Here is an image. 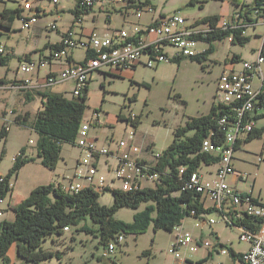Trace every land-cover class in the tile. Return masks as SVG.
Returning <instances> with one entry per match:
<instances>
[{
	"label": "built area",
	"instance_id": "built-area-1",
	"mask_svg": "<svg viewBox=\"0 0 264 264\" xmlns=\"http://www.w3.org/2000/svg\"><path fill=\"white\" fill-rule=\"evenodd\" d=\"M62 0H51L54 6H58ZM113 7L120 6L127 9L137 8L135 16L137 21L131 26H121L105 33L93 30L88 36H80L73 28L68 29L56 47H51L49 52L41 54L37 58H23L16 70V80L8 88L27 91L33 87H45L61 82H71L70 93L72 97L83 96L89 85L92 74L98 70L109 68L110 70H131L143 64L148 67H157L163 61H169L176 57H188L198 55L209 47V42L204 39L216 29L240 30L242 36L249 35L250 29L262 22L264 24V0L256 5L248 16L242 12L236 16L224 18L216 27L208 23V27L200 29L197 25L189 24L185 16L180 12L156 13L153 5L145 0H78L76 23L82 22L85 13L99 11L105 13L106 20H111L112 13L108 3ZM31 0H25L18 17L22 22V28L30 30L40 19V12ZM153 13L148 24L140 23L145 13ZM56 28V23L50 24ZM232 40V36L229 37ZM207 43L208 47L199 49L200 43ZM174 46L177 50L168 51L165 46ZM82 48L86 51L84 60L73 59V51ZM14 51L0 39V63L13 55ZM64 62L60 69H52V63ZM264 54L259 53L252 61L241 60L240 68L224 69L217 79L216 99L214 103L219 117L217 124L220 131L224 132V142L218 144L212 138V134L203 142L202 150L215 153L220 157L216 164L217 169L212 177H206L201 170L191 172L185 176L184 166L179 167V176L182 181V190L199 192L204 203L211 201V207H215L221 220L229 227L236 228L241 233V240L250 244L249 249L241 255L244 264H264V203L253 194L245 193L233 187L229 182V175H237L243 179L245 173L237 172L233 166L235 149L238 139L243 138L244 131L251 132L256 124L258 110L262 108L260 93L255 79L259 78L264 85ZM37 81L36 85H32ZM0 83V87H1ZM9 110L6 114H13ZM99 111L92 115L90 120H85L79 130L76 145L81 155L76 160L75 170L72 175H63V181L56 184L64 189L65 193L77 194L82 190L91 188L97 193L107 190H122L125 193H134L146 188L156 187L160 178L171 172L169 167L159 169L161 153H155L152 161L142 156L141 145L135 141L137 127L133 121L138 117L132 113L128 116L131 130L127 137H123L115 146L109 142H101L97 136H90L93 122H99ZM113 141V139L111 138ZM151 152L152 146L148 147ZM21 155L20 152L17 154ZM26 154H24L25 156ZM4 174L0 173V185L4 182ZM10 191L13 189L12 180L9 182ZM8 193V194H9ZM5 201L1 198L0 202ZM1 214V212H0ZM195 226L211 227L218 221L208 214H196ZM254 219V226H250L246 219ZM183 222L177 226L176 237L170 247L172 254H177L182 247L188 252H195L201 246L210 249L211 253L232 255L229 247L221 242L213 231L211 239H202L185 231ZM251 223V222H250ZM70 227H65L68 232ZM124 234L107 245L105 255L115 252L117 243L124 241ZM187 261V259H182Z\"/></svg>",
	"mask_w": 264,
	"mask_h": 264
},
{
	"label": "rangeland",
	"instance_id": "rangeland-1",
	"mask_svg": "<svg viewBox=\"0 0 264 264\" xmlns=\"http://www.w3.org/2000/svg\"><path fill=\"white\" fill-rule=\"evenodd\" d=\"M25 0H0V10L6 5L12 11L18 8ZM36 4V0H31ZM42 9L51 8V0H37ZM62 3L71 8L76 0H64ZM153 5L158 9L157 13L165 11L180 12L185 15L188 20L193 23L195 19L210 13H214L221 9L220 1L213 0H151ZM191 2H194L192 4ZM207 3L205 8H202L201 3ZM37 5V4H36ZM53 7V6H52ZM135 9V8H134ZM133 9V10H134ZM50 16V14H48ZM47 16V17H49ZM69 12L63 14L62 23L70 18ZM53 17H49L51 21ZM114 24H121V17H113ZM121 20V21H120ZM20 21L15 25H20ZM91 25L90 23L87 26ZM262 26L259 27V30ZM24 35L27 31H23ZM250 32V30H249ZM46 38L44 37L43 41ZM58 36L52 33V39L55 41ZM12 42H14L12 40ZM260 41L252 36L250 42L245 44H234L231 39L227 38L223 41L214 43L215 52L206 60L200 62L191 61L188 57H182L180 62L176 60L163 61L157 67H148L139 65L136 69L123 70H96L89 83L88 100H86L85 120H90L96 111H99V122H93L90 130V136H99L101 142H110L115 146V142L123 137H127L128 131L131 130V125L126 119H119L122 114L128 118L132 113L139 116L140 122L135 132V141L143 148V153L150 158H154L155 153H161L168 148L174 141V133L179 126L186 125L188 118L198 115H204L210 112L216 99L217 79L225 61L233 54H242L241 60L252 61L259 54ZM208 47L207 43H200L199 49ZM19 46V49H23ZM168 51L177 50L174 46H165ZM86 51L82 48H77L73 51V59L76 61L84 60ZM241 63L237 61L236 64ZM18 60L14 59L10 68V76H14L17 68ZM228 64H231L228 63ZM230 69V67H227ZM264 69V63H263ZM72 83L65 84L67 97H72L70 91ZM17 89L3 88L0 90V129L3 128L6 121L9 124L7 137L0 138V171L8 173L14 163L15 155L25 147V152L28 157H37V144L40 139L39 133L31 126V120L41 108V100L28 101L24 110L23 103ZM14 110L13 114H6L8 110ZM5 112L3 113V111ZM7 111V112H8ZM26 112V113H25ZM30 113V122L27 125H21L16 121V116L21 114L24 116ZM258 123L259 127H264V111H261ZM4 117V118H3ZM194 130L188 135H192ZM248 135V133H247ZM113 139V141L111 140ZM152 146L153 152L148 147ZM264 134L253 138L249 142H242L240 147L235 150L234 162L237 170L245 173V184L243 188L251 191L254 190L253 197L258 198L264 203ZM81 155L77 145L72 143H64L62 145V159L59 161L56 171L50 170L39 162L29 163L24 170L12 177L13 190L16 197L25 199L29 196L32 188L37 185L51 184L54 181L62 182L64 175L72 174L75 170V162ZM216 164L204 165L202 172L214 170ZM63 174V175H62ZM60 175V176H59ZM211 176V175H210ZM18 178L17 186L15 185ZM56 182L55 184H57ZM39 184V185H38ZM16 186V187H15ZM35 189V188H33ZM250 193V192H248ZM115 196L112 191L107 190L99 193V202L109 207L115 203ZM3 203L11 202V198L2 201ZM0 202V204H2ZM147 203H142L138 208L121 207L115 214L118 219H123L126 222H132L137 211H141ZM3 209L6 210L3 205ZM6 214V212L4 213ZM209 217H214L218 222L211 227L206 226L204 229L208 231L214 230L219 237L228 244H232V249L236 252L245 250L247 242L241 240V233L238 229L229 227L226 222L221 220L218 213L212 212ZM8 217V214L0 216V218ZM183 223L184 229L194 235L198 233L199 227L195 226L196 219L194 216H189ZM87 224L93 231H79L78 229ZM210 229V230H209ZM74 236V247L70 251H75L80 258L91 257L92 253H103L107 246L100 242V231L98 224L94 223L91 217H87L78 225H73L70 230L64 235L65 241H70V237ZM124 241L117 243V259H113V255L108 257L105 255L104 260H117L119 264H175V257L170 252V247L176 237V229L169 231L166 229L155 230L154 224L151 222L148 229L139 233L124 234ZM57 235L46 236L43 240L44 248L53 250L57 247L62 249V255L65 259V250L63 244H58L53 240ZM63 241V239H62ZM63 241V242H65ZM114 241V240H113ZM222 241V242H223ZM224 243V242H223ZM225 244V243H224ZM230 246V245H229ZM72 245L69 246L71 248ZM205 247V246H203ZM12 248V249H11ZM10 249H18L15 242ZM68 248V249H69ZM9 249V251H10ZM16 249V252H17ZM67 250V249H66ZM183 252L186 248L182 247ZM8 251V255H9ZM12 252V251H11ZM81 253L82 255L78 254ZM204 253V248H198L197 251L191 252L188 255H201ZM76 255V256H77ZM82 257H80V256ZM123 256L122 262L120 257ZM67 259V257H66ZM225 264H230L231 255H220L210 258L208 264H219L220 261ZM68 261V259L66 260ZM191 264H198L194 261ZM236 264H242L237 261Z\"/></svg>",
	"mask_w": 264,
	"mask_h": 264
},
{
	"label": "trees",
	"instance_id": "trees-1",
	"mask_svg": "<svg viewBox=\"0 0 264 264\" xmlns=\"http://www.w3.org/2000/svg\"><path fill=\"white\" fill-rule=\"evenodd\" d=\"M238 3L237 0H232ZM262 0H254L253 8L243 7L246 16L251 14L256 5H260ZM194 4V2H191ZM251 8V9H250ZM19 9H5L1 16L6 14H15ZM77 14V10L74 9ZM12 23L13 18H9ZM220 16L212 15L203 18L200 22L209 23L216 27ZM232 36L234 44H245L250 42V36H242L240 30H213L204 39L209 42V47L193 56L191 61L202 62L215 52V41H223ZM53 47H56L53 46ZM261 54H264V43L262 44ZM182 57H176L173 60L180 62ZM2 81H0L1 83ZM89 88L86 87L84 95L78 98H69L63 93H52L45 91L38 93L42 98V109L30 119L28 112L24 116L18 114L16 121L21 125H27L31 120V126L36 129L40 135L37 144V157L24 156L25 147L21 149L20 154L14 159L10 171L4 174V182L0 185V199L6 198L10 191L9 182L14 175H17L21 168L28 162L39 159L41 164L49 167L50 170H56L59 161L62 159V145L72 143L76 145L79 130L84 121L86 111V100H88ZM35 97L28 96V101ZM260 100L264 110V87L260 93ZM217 106L213 104L210 112L204 115H198L188 118L186 125L179 126L174 133L173 143L162 151L160 162L157 166L164 170L169 167L171 172L163 175L156 187L146 188L134 193H125L122 190L112 191L115 196V203L112 206L103 205L99 202V193L91 188L82 190L77 194L65 193L64 189L57 187L55 183L39 185L32 189L29 196L15 205L16 218L13 220H2L0 223V259L5 264L11 263L8 255L9 249L16 242L17 254L22 259L21 264H44L54 258H62V250H48L44 248L43 240L46 236L57 235V240L64 241L66 235L65 227L78 225L88 216L98 224L100 231V242L108 245L111 241L121 234L143 233L151 222L155 230L166 229L173 231L175 226L181 224L183 219L192 216V210L196 214H209L217 212L215 207L206 206L202 201L199 192L191 190H182V181L179 176V167L186 169L185 176L191 172L201 169L204 165L218 164L220 157L215 153L202 150L204 140L212 134L214 141L218 144L224 142V132L220 131L217 119ZM119 119L129 118L120 115ZM139 116L133 121L138 127ZM9 124L6 121L3 128L0 129V138L7 137ZM194 130L192 135H188ZM264 134V127H255L246 137L238 139L236 149L242 142H249L253 138ZM235 149V150H236ZM2 157L0 158V160ZM142 203H147L143 210L137 211L132 222H126L123 219L115 217L116 212L121 207L138 208ZM254 219H246L250 226L255 225ZM251 222V223H250ZM79 231H93L87 224L81 226ZM74 240V236H71ZM69 248V247H68ZM231 256L241 259V253L235 252L230 248ZM113 264H119L113 260Z\"/></svg>",
	"mask_w": 264,
	"mask_h": 264
},
{
	"label": "crops",
	"instance_id": "crops-1",
	"mask_svg": "<svg viewBox=\"0 0 264 264\" xmlns=\"http://www.w3.org/2000/svg\"><path fill=\"white\" fill-rule=\"evenodd\" d=\"M213 1H217V2L220 1L221 9L217 10L214 13L203 15V16L195 19L194 21H192L200 29H205L208 27V23L200 22L204 17L207 18L209 16L218 14L220 16V20H219V22H220L224 18H228L231 16L238 15L239 13L242 12L243 7H245L246 9H247V7L253 8L252 5L254 4V0H237L238 3H235L232 0H213ZM63 2L66 3L64 0H62L58 6H54V4L51 2L52 4H51L50 9H42L43 8L42 5L41 4L39 5L40 2L36 0V4L39 7L38 9L40 12V19H39L38 23H36L30 30H25L22 28V24H21L22 22L20 21V19L18 17V14L20 13L21 8H22V3L18 8H15V9H19L20 11H18L15 14L7 13L6 17L1 16V13L5 9H9V6L6 5L2 8V10H0V39H2L8 45V47L14 51L13 55L5 58L2 61V63H0V81H2L1 82L2 85L0 87V90H2L3 88L11 89L10 87L8 88L7 86H9L11 83H14L16 80V77H18V75L16 74V71H15V74H13L14 76L9 75L10 68L12 65V61L14 59L18 60V64H17V68H18L20 60L22 59V57L23 58H26V57L37 58L41 54L48 53L49 49L52 46H55V45L60 43L61 39L63 38L64 33L68 29L73 28L74 30L77 31V33L80 36L86 37L93 30H97L100 33H105V32H108L112 29L121 27V26H127V25L131 26V24H133L137 21V18L135 16V11L137 10L136 7H134L135 9L134 8H132V9L128 8L127 9L126 7H123V6L115 8V7H113L112 2L109 1L108 7H109L110 12L112 13V17H111L110 21L106 20L105 13L99 12V11H93V12H88V13L83 14L82 22L76 23V18H75L76 14L74 13V9H76V7H77L78 0L75 1V3L71 6V8L63 5L62 4ZM145 2H147V4H149V5H153L151 0H145ZM206 4L207 3L202 2L201 3L202 8H205ZM153 6L158 11L157 7L155 5H153ZM9 10H12V8H10ZM157 11H156V13H157ZM65 12H69L71 17L62 23L63 14H65ZM160 13H165V11H161ZM48 14H50V16L53 17L51 21L48 20V18L50 17ZM116 15L121 17L122 21L120 20L121 21L120 25L114 24L113 17ZM47 16H49V17H47ZM183 16H185V15H183ZM13 17H14V19H12V23H10L11 21L9 18H13ZM152 17H153V13H147L146 12L143 15V18L139 22L144 23V24H148V23H150ZM185 18L187 19L189 24H193L188 20V18L186 16H185ZM19 21L21 22L20 25L16 26L15 23L19 22ZM52 23H56L55 29L50 27V24H52ZM88 23H90L91 25L87 26ZM260 26H262L261 30H259ZM247 30H250V32H249L250 38L252 36H255L256 39L258 41H260V44H259L260 47L258 50L260 53L262 44L264 43V24L262 22H260L256 26V28L250 29V27H249ZM23 31H27L25 35H24ZM52 33L53 34L55 33L58 36V39H56L55 41L51 40L52 39ZM44 37L46 39L43 41ZM229 39H231V38H229ZM12 40L14 42H12ZM19 46H23L24 48L19 49ZM205 48H207V47H205ZM72 57H73V55H72ZM241 59H242V54H240V53L233 54L232 57L228 56V59H226V61H225L226 65L223 67L222 71L224 69H227V67L240 68L241 64L240 63L236 64V62L237 61L240 62ZM230 62H231V64H228ZM62 66H64V62L61 61V62L52 63L50 67L52 69H60V68H62ZM17 68H16V70H17ZM222 71H221V73H222ZM36 84H37V81L34 80L32 85H36ZM65 84H68L67 81L61 82V83H58L55 85H48L45 87H40V88L33 87V88H29L27 91L19 90V94H22V96H23L22 98H20V100L23 103L24 110H26V112L28 111L26 109V105L28 104V103H26L28 96L35 97V99L40 98V100H41L42 98L38 94L40 92L51 91L52 93H63V94H65V93H67L66 89H65ZM89 85H90V83H89ZM89 85H88V88H89ZM255 85H256L257 89H262V87H264V85L262 84V81L259 78L255 79ZM35 99H33V100H35ZM41 104H42V101H41ZM7 111L5 112V110H4L3 113L4 112L7 113ZM261 111H264L263 107L258 110L257 119H256V127H259L258 120H259L260 115L262 114ZM246 135H247V132H244L243 138L246 137ZM97 137L100 140V137L99 136H97ZM141 149H142V156L144 158L152 161L153 158H150L147 154L143 153V148H141ZM263 153H264V150L261 154H263ZM17 154L15 155V159H16ZM234 157H235V155H234ZM31 162L41 163L39 159H36L34 161H31ZM31 162H28L27 164H25L21 168V170L19 171L18 174H20L24 170V168H26V166ZM75 164H76V162H75ZM233 166L237 172H242V171L237 170L234 161H233ZM216 169H217V166L214 170H208L206 172H202V169H200V170L206 177H212L214 175ZM56 170H52V171H56ZM0 173L6 174L5 172H1V171H0ZM73 173H74V171L72 172V174ZM18 174L16 175V177L18 176ZM63 174H65V173H63ZM72 174H69V175H72ZM228 178H229L228 180H229L230 184L233 187H235L236 189H238L240 191H245V193H248V192H251L252 194L254 193L253 188L251 191L243 188V186L245 184H248L247 181L245 180V178L241 179L235 174L229 175ZM17 181H18V178H16V181H15L16 186H17ZM56 182H58V181H54L53 183H56ZM36 187H37V185L33 188H36ZM14 195H15V191L12 189L11 192L5 198V202H6L8 200V197H10L11 202H9V203H7V202L3 203L2 202V204H0V212H1L0 216H4V215L8 214V217L0 218V223L2 222V220L3 221L4 220H13L16 218V212L14 209L15 205L20 203L23 199L16 197ZM205 204H206V206H211V201L208 200V201H206ZM3 205L5 206L6 210L3 209ZM5 212H6V214H4ZM204 228L205 227H199V230H198V233L196 234V236H199V238H202V239H211L212 237L214 238L213 233H212L214 230L211 231L209 229L210 231H208L207 229H204ZM218 238L221 242L223 241L222 238L219 237V235H218ZM53 240L56 241L57 238L53 237ZM223 242L225 243V245H227L229 247V249L232 248V244H228L225 241H223ZM56 243H58V244L60 243V244L64 245V250L66 253L65 259L62 255L61 259L54 258L53 260H51L49 262H45L44 264H113V260L108 261V260H104V258H103L105 256V251L107 250V248L105 251H103V253H97V254L92 253L91 257L80 258L79 260L76 261L75 258L78 257L77 253L75 251H70L74 247V245H73L74 242L71 240V237H70V241L63 242L62 240H58V241H56ZM70 245H72V247L68 249V247ZM249 247H250V244L248 243L245 250L243 249V250H239L236 252L243 254V252H246L249 249ZM201 248H204V253L201 255H195V256H193V254L188 255V254H191V252H188L187 250L185 252H183L181 250L179 253L173 254L175 257V264H191L194 261H197L198 264H208V261L210 258H212V257L214 258L215 256L221 255V254H217V253H214V254L211 253L210 249H208L207 247L201 246ZM11 249L9 251V257L11 258L10 264H21L22 259L18 257V254L16 252L17 248L13 249V250H11ZM58 249H60V247H57L53 250H58ZM48 250H50V249H48ZM60 250H62V249H60ZM116 250H115V252H113L112 254L107 255V256L110 257L111 255H113V259H117L118 253ZM78 254L82 255L81 253H78ZM224 256H226V255H224ZM66 257H67L68 261H66L67 260ZM80 257H82V256H80ZM231 257H232V259L230 261V264H236L237 261H240L242 264H244L240 258L233 257V256H231ZM122 258H123V256H121L119 258L120 262H122ZM182 259L183 260L187 259V261H182ZM0 264H5V263L0 259ZM122 264H123V262H122ZM219 264H225L223 259H222V261H220Z\"/></svg>",
	"mask_w": 264,
	"mask_h": 264
},
{
	"label": "bare ground",
	"instance_id": "bare-ground-1",
	"mask_svg": "<svg viewBox=\"0 0 264 264\" xmlns=\"http://www.w3.org/2000/svg\"><path fill=\"white\" fill-rule=\"evenodd\" d=\"M256 127V124H254V128ZM244 132H247V131H244ZM248 134L250 133V132H247Z\"/></svg>",
	"mask_w": 264,
	"mask_h": 264
},
{
	"label": "water",
	"instance_id": "water-1",
	"mask_svg": "<svg viewBox=\"0 0 264 264\" xmlns=\"http://www.w3.org/2000/svg\"><path fill=\"white\" fill-rule=\"evenodd\" d=\"M252 6H254V4H253ZM247 8H248V7H247Z\"/></svg>",
	"mask_w": 264,
	"mask_h": 264
}]
</instances>
